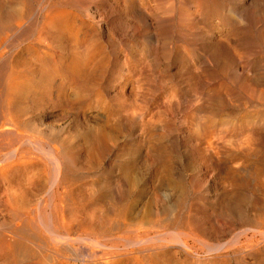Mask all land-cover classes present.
Segmentation results:
<instances>
[{
  "label": "rangeland",
  "instance_id": "1",
  "mask_svg": "<svg viewBox=\"0 0 264 264\" xmlns=\"http://www.w3.org/2000/svg\"><path fill=\"white\" fill-rule=\"evenodd\" d=\"M104 1L112 5L116 0ZM129 1L132 2L129 9L135 8L137 12L138 6H142L151 13L153 10L165 13L171 3ZM173 1L178 10L175 17L167 19L169 30L162 33L165 39L160 40L159 33L145 24L138 12L130 14V11L128 18L141 23L133 32L119 29L117 35L113 34L105 20L103 30H98L103 34H96L95 24L85 18L80 35L86 42L76 45L71 36L44 31L45 15L39 9H47L56 0H0V111L4 109L5 113L7 108L21 132L35 142H55L60 137L74 144L80 139L85 145L84 160L67 170L66 185L73 191L70 199L61 201L55 195L54 206L47 205L49 208L45 206L50 195L54 196L55 191L61 193L64 186L56 189L54 166L48 164L49 172L44 173L23 166L4 170V182L0 181V245L3 244L0 264L105 262L108 256H103L89 242L77 239L86 233L80 222L94 219L93 211L97 221L106 220L105 213L112 207L118 218L121 216L118 219L121 223L127 221L124 213L128 209L134 211L129 223L137 229L129 235L121 232L117 236L122 247L118 255L121 264H264V6L250 24L255 0L225 3V11L237 3L244 6L249 21L240 25L227 12V18H222L224 13L217 10L222 0H208L211 1L208 6L206 0ZM200 1L202 7L193 9ZM91 2L106 13L97 0ZM150 16L155 22L157 18ZM42 32L44 35L50 32L49 39ZM175 32L173 38H168ZM84 47H99L96 50H104L103 55L87 60V65L80 73H74L73 78L64 65H71L72 58L77 61L74 52ZM213 53L226 66L217 59L216 64ZM10 72L23 78L25 85L9 96L6 84ZM87 89L84 96L81 92ZM114 126L122 131L109 140L101 129ZM105 144L107 157L103 167L96 171L92 160L98 157L96 150ZM7 152L4 151V157ZM42 159L47 161L46 157ZM110 167L118 181L114 195L107 178ZM169 177L175 178L178 186H168ZM95 178L99 181L95 182ZM133 179L136 182L131 187ZM24 193L30 200L22 203L17 196ZM158 207L163 216L156 218L154 209ZM151 210L154 213L149 215L147 212ZM13 213H17L18 219ZM43 220L50 227L58 226L64 236L68 223L78 233L73 240L53 237ZM143 221L152 227L146 230L140 225ZM174 224L187 234H183V241H187L189 248L171 233ZM25 229L29 232L38 229L39 236L45 237H41L42 244L44 241L47 246ZM156 243L159 247H155ZM92 250L96 256L88 262Z\"/></svg>",
  "mask_w": 264,
  "mask_h": 264
},
{
  "label": "bare ground",
  "instance_id": "2",
  "mask_svg": "<svg viewBox=\"0 0 264 264\" xmlns=\"http://www.w3.org/2000/svg\"><path fill=\"white\" fill-rule=\"evenodd\" d=\"M23 1V0H22ZM35 1V0H34ZM37 1V0H36ZM49 1V0H48ZM92 0H65L64 2H60L59 0H56V2L53 4L51 2L50 6L45 9V7H42L41 9H39V12L42 13L41 15H45V20H44V31L47 30V31H50V32H58V34L60 36H62V34H64L65 36H71V39L73 41L74 44L76 45H79V44H83L86 42V40L80 35V28L81 26L85 23V18L90 20L93 24H95V26H93V29H94V33L96 34H103L102 32L98 31V30H103V23L105 20H107L106 24L109 25V31H112L114 32L113 34L118 33V30L121 29V32H128V31H131L133 32L135 30V26H139L140 23V20L138 22H135V20L131 19L130 17L128 18V12L131 11L130 14H132L133 12H136V9L135 8H131L129 9L128 7L131 5L132 2H130L129 0H119V3L116 4L117 0L115 1V3H112V5H109L107 1H104V0H97L99 3H100V7H104V9H106V13H102L100 10H98L91 2ZM132 1H135V0H132ZM171 3L168 5L165 13H160L158 12L157 10H153V12H148L147 10H145L142 6H138V9H137V12L141 15V19H143V22L145 24H150L149 26L157 31L159 33V39L162 40V39H165L162 35L164 29H166V27H168L169 25L167 24L168 23V20L167 19H170V18H173L175 17L176 15V12L178 10V7L175 6L174 4V1L173 0H169ZM232 2L234 0H222V3L221 4H218V9L217 10H221L224 14L222 15V18L223 19H226L227 16L225 15V13H229L227 15L229 16H234V18L237 20V22L242 25V24H245L246 21L248 20L247 19V13H246V9L243 8L240 4L237 3V5L234 7V8H231V10L229 11H225L226 10V5L225 3H228V2ZM39 2V1H38ZM47 2V1H46ZM211 1H208L206 0L205 4L206 6H208L210 4ZM255 6L253 8V10L251 11V19L252 21H250L252 24V22L254 23L258 17V15H260V12L262 11V7L264 6V0H255ZM40 3V2H39ZM42 3V2H41ZM47 3H50V2H47ZM29 4V3H28ZM34 4V3H33ZM45 4V3H44ZM108 7V8H106ZM204 4V5H205ZM49 5V4H48ZM47 5V6H48ZM202 7V3L201 1L200 2H196L195 5H193V9H200ZM26 11V10H25ZM133 11V12H132ZM182 12L186 13L183 9H181ZM217 11V12H219ZM136 12V13H137ZM12 14V13H11ZM104 14V15H103ZM150 14L154 15L157 19L156 21L154 22L152 19H151V16ZM164 14V15H163ZM232 14V15H231ZM136 15V14H135ZM250 15V14H249ZM248 15V16H249ZM34 16V15H33ZM32 16V17H33ZM36 16V15H35ZM38 16V15H37ZM83 16V18H82ZM132 16V15H131ZM138 16V15H136ZM43 17V16H42ZM186 19L188 20L189 18V15L186 14L185 15ZM38 18V17H37ZM99 18H102L99 20ZM134 18V17H133ZM136 18V17H135ZM139 18V17H138ZM8 19V18H7ZM39 19V18H38ZM250 19V20H251ZM20 20V19H19ZM21 21V20H20ZM249 21V20H248ZM226 22V21H225ZM23 23V22H22ZM21 24H17V28L20 27ZM37 26V24H36ZM101 26V27H100ZM143 26H146V25H143ZM14 27V26H13ZM15 28V27H14ZM37 28V27H36ZM169 28H167L164 32L168 31ZM50 32H46L47 35H44V32L43 33V37L44 38H48L50 36ZM83 31H81L82 33ZM91 32V30H90ZM100 32V33H99ZM104 32V31H103ZM89 33V31L87 32V34ZM112 34V33H111ZM176 32L175 33H171L169 35L168 38H173L175 36ZM115 35V36H116ZM84 36V35H83ZM109 36V35H108ZM113 37V36H112ZM111 37V38H112ZM111 38L109 41H111ZM49 39V38H48ZM158 39V40H159ZM81 46V45H80ZM71 47V46H70ZM82 47V46H81ZM99 48V47H97ZM96 47L92 48V49H89L88 47H84L83 49H81L80 51H77V52H74V55H75V59H77V61H74L73 58L72 60L70 59V62H71V65L69 64H63L64 67H65V70L67 72H69V74H72V77L74 78V76H76V74L74 73H80V71H82V68L83 66L86 64V61L89 60L90 58H97L100 54H102V49H99V50H96L97 49ZM104 49V48H103ZM95 50V51H94ZM69 52V51H68ZM73 54V53H72ZM214 54V53H213ZM103 55V54H102ZM217 53L214 54V56L212 57L213 61L217 64L218 62L225 65L226 66V62L225 61H221L220 58L216 57ZM1 58V57H0ZM3 58V57H2ZM99 59V58H98ZM218 60V62H216V60ZM94 61V60H93ZM92 64V63H91ZM87 65V64H86ZM87 69V68H86ZM87 71V70H86ZM14 72V71H13ZM87 73V72H86ZM20 77L19 76H16L14 75V73H11L10 72V75L8 76V83L6 84L7 86V93L8 95L10 96L11 94L13 93H16L18 91H21L22 88H23V85H25L24 81H23V78L19 79ZM78 78V77H77ZM76 78V79H77ZM75 79V80H76ZM82 80V78H81ZM7 81V80H5ZM27 81V80H26ZM77 81H80L79 79ZM83 82H86L85 80H83ZM78 83V82H77ZM80 83V82H79ZM76 84V83H75ZM74 85V84H73ZM84 86V85H83ZM85 87V86H84ZM83 89V88H82ZM89 89L87 90H84L82 91L81 93L84 94V96L88 93ZM78 93V92H77ZM4 96V95H3ZM2 97V96H1ZM82 103V102H81ZM72 106V105H71ZM3 108V107H2ZM9 110H5V113H4V109H2L0 111V181H3L4 182V170H9L10 168H12L14 170V168H18L19 166H23L24 168L26 167H29L31 170L33 171H39V172H46L48 167L50 168L49 165H52L54 166L55 168V171L57 172V178L55 179V186H56V189H58L61 185H64L62 188H63V191L61 193L55 191L54 193V196H51L50 194H47L46 196L50 195L51 199H48L49 203L45 201L46 203V206L47 205H50L52 204L53 200H56L57 196H59L61 198V201L62 200H68L70 199V195L73 193L72 189H71V186L69 185H66V184H69L68 181L66 180L67 179V173L69 171L68 168L76 165V164H79L78 161H83L84 160V155L83 154L84 152H82L85 148V145L84 143L82 142V140H80L78 137L79 140H75V141H78L79 143L77 144H74L72 143V140H71V143L68 142L65 138H62V139H59L58 138V141H55V142H52L53 140H39L37 142L27 138L26 134L24 132H21V130L19 129L20 127L15 123L13 117H12V114L11 113H8ZM84 124V123H83ZM98 124V123H97ZM103 124V123H102ZM24 125V124H23ZM96 125V124H95ZM105 125V124H104ZM82 126V125H81ZM117 126V125H116ZM116 126H114V129H112V127H109L107 129L106 128H103L101 129L102 132H104V135L107 136V138H109V140L113 139L115 137L116 134H119V132L122 131V129L119 130V128H116ZM41 127V126H40ZM39 127V128H40ZM78 127V126H77ZM104 127V126H103ZM23 128V127H22ZM38 128V129H39ZM81 128V127H80ZM84 128V127H83ZM99 128V127H98ZM33 129V127H32ZM35 127H34V131H35ZM42 129V128H41ZM40 129V130H41ZM49 129V128H48ZM82 129V128H81ZM117 131H116V130ZM125 128L123 127V130ZM23 130V129H22ZM43 130V129H42ZM46 130V128H45ZM84 130V129H83ZM37 131V130H36ZM48 131V130H47ZM82 131V130H81ZM39 132V131H38ZM37 132V133H38ZM78 132H80L78 130ZM85 132V131H84ZM83 132V133H84ZM99 131H97L98 133ZM28 133V132H27ZM46 133V132H45ZM49 133V132H47ZM63 133V132H62ZM43 134V133H42ZM51 133H49V135H51ZM82 134V133H81ZM80 134V135H81ZM99 134V133H98ZM32 136H35V135H32ZM41 137V136H40ZM84 137V136H82ZM103 137V136H102ZM49 138V137H48ZM81 138V136H80ZM87 138V137H86ZM130 138V137H129ZM42 139V138H41ZM83 139V138H82ZM105 139V138H104ZM37 140V139H36ZM108 141V140H107ZM74 142V141H73ZM82 142V143H81ZM102 142V140H101ZM130 142V141H129ZM90 144V143H88ZM98 144V143H97ZM110 144V143H109ZM92 145V144H91ZM95 146V145H94ZM93 146V148H94ZM97 147V146H96ZM7 150V154L5 155L4 157V151ZM97 153L96 155H98V157H94V159L92 160V168L93 169H97L99 170L102 166V162L104 163V160L106 159V144L103 145V146H100L99 149L96 150ZM40 155V157H38L37 155ZM42 157H46V160L47 161H44L42 159ZM130 159V158H129ZM126 160V159H125ZM11 161V162H10ZM147 161V160H146ZM173 162V161H172ZM13 163V164H11ZM49 164V165H48ZM127 164V163H126ZM146 164H149L146 162ZM169 164V163H168ZM5 165V166H4ZM131 165V164H130ZM129 165V166H130ZM175 165V164H174ZM150 166V165H149ZM165 166V165H164ZM22 167V168H23ZM81 167V165H80ZM128 167V166H127ZM177 169V167H174L173 169ZM11 169V170H12ZM129 169V168H128ZM151 168H149L150 170ZM12 170V171H13ZM27 170V169H26ZM51 170V169H50ZM84 170V169H83ZM87 170V169H86ZM96 170V171H97ZM108 172H107V178H108V181H109V186H110V190H111V193H115L116 189V186H118L116 179L114 177V169L113 167H110V169H107ZM132 170V169H130ZM134 170V169H133ZM11 171V172H12ZM129 171V170H128ZM135 171V170H134ZM158 171V170H157ZM49 172V171H47ZM89 172V171H88ZM152 172V171H151ZM8 172H6L5 174H7ZM19 173V172H18ZM27 173V172H26ZM97 173V172H96ZM12 174V173H11ZM33 174V173H31ZM37 174V173H36ZM78 174V173H77ZM80 174V173H79ZM126 174V173H125ZM154 174V173H153ZM34 175V174H33ZM81 175V174H80ZM100 175V174H99ZM128 175V174H126ZM134 175V174H132ZM75 176V175H74ZM78 176V175H77ZM76 176V177H77ZM84 176V175H82ZM101 176V175H100ZM116 176V175H115ZM9 177V176H8ZM131 177V176H130ZM100 178V177H99ZM128 178V177H127ZM167 178L168 176L166 175L165 177V182L167 181ZM76 179V178H75ZM78 180V179H77ZM95 182L99 181V179L97 180V178L93 179ZM130 180V179H129ZM151 180V179H150ZM73 181V180H72ZM76 181V180H75ZM126 181V180H125ZM164 181V180H163ZM39 182V181H38ZM89 182V181H88ZM95 182L93 184H95ZM136 182V179H133L130 181V186L132 187V185L134 186ZM157 182V180L155 181ZM86 183H82V186L85 185ZM128 184V182H127ZM167 184V183H166ZM171 185H174V186H178V182L175 178H171L169 177V184L168 186ZM75 185V184H74ZM161 185V184H160ZM159 185V186H160ZM164 185V184H163ZM152 186V185H151ZM128 187V186H127ZM156 187V186H155ZM29 188V187H27ZM54 188V187H53ZM77 188V187H76ZM95 188V187H94ZM51 189V188H50ZM93 189V188H92ZM91 189V190H92ZM98 189V188H97ZM107 189V188H106ZM31 190V189H30ZM54 190V189H53ZM109 190V191H110ZM12 191V190H11ZM61 191V190H60ZM102 191V190H101ZM32 192V191H31ZM53 192V191H52ZM97 192V190H96ZM95 192V193H96ZM94 193V191H93ZM132 193V192H131ZM97 194V193H96ZM95 194V195H96ZM45 195V194H44ZM79 195V194H78ZM81 195V193H80ZM79 195V196H80ZM90 195V194H89ZM94 195V194H93ZM92 195V196H93ZM112 195V196H113ZM83 196V195H82ZM20 201L23 203V202H28L30 200V197L27 193H24V194H21L20 196H17ZM49 197V196H48ZM96 197V196H94ZM40 198V197H39ZM75 198V197H74ZM84 198V196H83ZM98 198V197H97ZM108 198V197H107ZM93 199V198H92ZM99 199V198H98ZM46 200V199H45ZM83 200V199H82ZM90 200V199H89ZM112 200V199H111ZM80 201V200H79ZM92 201V200H91ZM60 202V201H59ZM58 203V202H57ZM91 204V203H90ZM133 204V203H132ZM26 205V204H25ZM53 205V204H52ZM43 206V205H42ZM54 206V205H53ZM52 206V207H53ZM71 206V205H70ZM105 206V205H103ZM154 206V205H153ZM167 206V205H166ZM176 206V205H175ZM45 207H43L45 209ZM51 207V208H52ZM56 207V206H55ZM102 207V206H100ZM129 207V206H128ZM240 207V206H239ZM49 208V207H47ZM59 204H58V207L57 209H59ZM77 208V207H76ZM113 208V207H112ZM108 209L107 212L105 213V216H106V220H103L100 219V220H96V212L93 211L92 212V216L93 218L95 219H92L90 218V221H88L89 219H87L88 222L86 221H83L82 223L80 222V225L82 224V229H84V231L86 232L84 234V236H79L77 240L81 239L85 242H89V244L92 246H94L97 250L99 249L102 253H103V256H108L107 257V260L105 262H97V257H96V260L95 262H97L96 264H121L120 260H119V257L118 255L121 254V252L119 253V250L122 248H120L119 244H118V241H117V236L120 237V233H124V234H130L132 232H135V230L137 229H133L135 228L133 224H130L129 222L131 221L132 219V213L134 212H131L130 209H128L125 213H124V218L128 221H124V223L120 222L118 219L121 217L118 218V213L116 211H114L113 209ZM120 208V207H119ZM130 208V207H129ZM138 208V207H137ZM137 208L135 210H137ZM237 208V206L235 207ZM234 208V210H235ZM39 209V208H38ZM37 209V210H38ZM68 209V208H67ZM241 209V208H240ZM41 210H42V207H41ZM40 210V211H41ZM154 211L151 210L150 212H147L149 215H152V213H154V216L156 218H159V217H162L163 216V213L161 211V209L158 208H155ZM165 210V209H164ZM237 210V209H236ZM243 210V209H242ZM44 211V210H42ZM41 211V213H43ZM54 212L56 211L53 210ZM59 211V210H58ZM62 211V210H61ZM60 211V212H61ZM81 211V210H80ZM97 211V210H96ZM175 211V210H174ZM240 211V210H239ZM46 212V211H45ZM44 212V214H45ZM54 212L51 214L53 216ZM75 212V211H73ZM88 212V211H87ZM56 213V212H55ZM70 213V212H69ZM76 213V212H75ZM235 213V212H234ZM232 213V214H234ZM15 218L18 219V215L17 213H13ZM43 214V216H44ZM56 214H59V213H56ZM62 214V213H61ZM138 214V213H137ZM237 214V213H236ZM235 214V215H236ZM55 215V214H54ZM140 215V214H139ZM142 215V214H141ZM177 215V214H176ZM175 215V216H176ZM239 215H241V213H239ZM42 216V218H43ZM96 216V217H95ZM138 216V215H137ZM147 216V215H146ZM57 217V216H56ZM61 217V216H59ZM89 217V215H88ZM165 217V216H164ZM173 217V215H172ZM54 218V217H53ZM63 218V217H61ZM99 218V217H98ZM101 218V217H100ZM147 217H145L146 219ZM176 218V217H175ZM174 218V219H175ZM50 219V217H49ZM57 219V218H56ZM79 219V218H77ZM121 219V218H120ZM138 219V218H137ZM140 219V218H139ZM150 219V218H148ZM179 219V218H178ZM177 219V220H178ZM171 220V219H170ZM44 221V220H43ZM80 221V220H79ZM140 221V220H139ZM151 221V220H150ZM154 221V220H153ZM164 221V220H163ZM175 221V220H174ZM173 221V223H174ZM181 221V220H180ZM29 222V221H28ZM51 222V221H50ZM60 222V220H59ZM65 222V221H64ZM63 222V223H64ZM159 222V220L157 221ZM177 222V221H176ZM264 222V221H263ZM18 223V221H17ZM15 224L16 229L20 228V225L18 224ZM45 223V221H44ZM49 223V221H48ZM55 223V222H54ZM53 223V224H54ZM169 223V222H168ZM167 221H166V224H168ZM52 224V226H53ZM62 224V223H61ZM137 224V223H136ZM156 224V223H155ZM165 224V225H166ZM176 224V223H175ZM172 225L171 228L172 230H170L171 228H169L170 231H172L171 233H174L176 235V240L177 241H180L181 242V245L184 246L185 248H189V244L187 243V241H183V234H186L185 232H183L181 229H179V227ZM182 224V223H181ZM40 225V224H39ZM60 225V224H58ZM138 225V224H137ZM140 225H144V228H151L152 226L150 225V227L148 226L149 223L146 222V221H143ZM178 225V224H177ZM44 226L46 228H48V231L53 235V237H58V238H63L65 240H73V235H75V233L77 234V232H75V230L73 229V225H71V223L69 224H65V229L67 230V236L65 237L64 235H62L61 233H59V229L57 228H53V227H50L49 225H47V223L44 224ZM62 226V225H61ZM148 226V227H146ZM254 226V225H253ZM259 226V225H257ZM256 226V227H257ZM142 227V226H141ZM155 227V226H154ZM262 227V226H261ZM260 227V228H261ZM36 228V226H35ZM75 228V227H74ZM138 228V227H137ZM168 228V227H167ZM260 228H258V230L256 232H258L260 230ZM42 229V228H41ZM63 229V228H62ZM64 229V230H65ZM78 229V228H77ZM81 229V230H82ZM141 228H139L138 230H140ZM143 229V230H145ZM162 229V228H161ZM264 229V228H263ZM28 234L32 235V236H35L37 237V240L39 242H41L42 244V239L41 237L39 236V233H37V231L33 232H29L31 230L29 229H25ZM147 230V229H146ZM151 230V229H150ZM154 230V229H152ZM160 230V228H159ZM167 231L166 232H170V231ZM205 230V229H203ZM255 230V229H254ZM253 230V231H254ZM142 231V230H141ZM140 231V232H141ZM164 231V230H163ZM41 232V231H40ZM63 232V231H62ZM66 232V231H65ZM82 232V231H81ZM146 232V231H145ZM148 232V231H147ZM158 232V231H157ZM160 232V231H159ZM158 232V234H159ZM165 232V231H164ZM165 232V233H166ZM209 232V231H208ZM215 232V231H214ZM213 232V233H214ZM243 232L245 233L246 230L244 229ZM156 233V232H155ZM212 233V235H213ZM146 234V233H145ZM157 234V233H156ZM216 234V233H214ZM26 235V234H25ZM46 235V234H45ZM80 235H83V234H80ZM137 235H140L137 234ZM143 235V234H142ZM140 235V236H142ZM160 235V234H159ZM219 235V234H218ZM222 235V234H221ZM264 235V234H263ZM149 236V235H148ZM146 236L148 239L149 237ZM157 236V235H156ZM160 236H163V235H160ZM166 236V235H165ZM168 236V235H167ZM187 236V234H186ZM48 237V236H47ZM215 237V236H214ZM2 238V237H1ZM7 238V237H5ZM21 238V237H20ZM45 239V237H42ZM131 238V237H129ZM134 238V236L132 237V239ZM137 239H139L140 237H136ZM142 238V237H141ZM145 238V237H144ZM155 238H158L159 237H155ZM216 238V237H215ZM125 240H128L127 238H123ZM146 239V238H145ZM144 239V240H145ZM163 239V238H162ZM166 239V237H165ZM219 239V238H218ZM3 240V239H2ZM29 240V239H28ZM53 240V239H52ZM55 240V239H54ZM131 240V239H130ZM172 240H174L172 238ZM16 241V240H15ZM32 241V240H31ZM57 241V239L55 240ZM132 241V240H131ZM140 241V239H139ZM139 241H137L139 243ZM19 242V241H18ZM48 242V241H46ZM60 242V241H59ZM65 242V241H64ZM136 242V241H135ZM134 242V243H135ZM179 242V243H180ZM218 242V240H217ZM2 243V242H1ZM6 243V242H5ZM12 243V242H11ZM21 243V242H20ZM25 243V242H24ZM29 243V242H28ZM45 242L43 241V246L46 244H44ZM50 243V242H49ZM48 243V244H49ZM134 243H133V246H134ZM23 244V243H22ZM84 244V243H83ZM121 244V243H120ZM15 245H17L15 243ZM20 245V244H19ZM35 245V244H34ZM41 245V246H42ZM52 245V244H51ZM142 245V244H141ZM150 245V244H149ZM152 245V244H151ZM157 245V243H156ZM155 247H159V245H157ZM165 245V244H164ZM217 245V244H216ZM215 245V247H216ZM256 246V244H254ZM259 245V244H258ZM257 245V246H258ZM0 246H3L0 245ZM9 246V245H8ZM22 246V245H20ZM47 246V245H45ZM50 246V245H49ZM70 246V244H69ZM90 246V248H92ZM138 246V245H137ZM145 246V245H144ZM252 246V245H251ZM89 247V246H88ZM136 247V246H134ZM214 247V248H215ZM7 248V247H6ZM9 248V247H8ZM7 248V250H8ZM13 248V247H12ZM56 248V247H55ZM60 248V247H59ZM58 248V249H59ZM86 248V247H85ZM129 248V247H128ZM127 248V249H128ZM137 248V247H136ZM140 248V247H139ZM145 248V247H144ZM254 248V247H253ZM256 248V247H255ZM23 249V248H22ZM51 250V248H49ZM75 249V248H73ZM95 249V250H96ZM141 249V248H140ZM139 249V250H140ZM142 249H143V246H142ZM147 249V248H146ZM144 249V250H146ZM216 249V248H215ZM244 249V248H243ZM259 249V248H258ZM261 249V247H260ZM19 250V249H18ZM62 250V249H61ZM126 250V249H124ZM133 250V248H132ZM182 250V249H180ZM186 250V249H185ZM55 251V250H53ZM127 251V250H126ZM133 251H136V250H133ZM138 251V250H137ZM142 251V250H140ZM147 251V250H146ZM144 251V252H146ZM169 251V250H168ZM11 252V251H10ZM143 252V251H142ZM141 252V253H142ZM170 252V251H169ZM180 252V251H179ZM178 252V253H179ZM184 252V251H182ZM36 253V252H35ZM50 253V252H49ZM130 253V252H129ZM135 253V252H133ZM148 253V252H147ZM177 253V254H178ZM55 254V253H54ZM57 254V253H56ZM65 254V253H64ZM63 254V255H64ZM169 254V253H168ZM52 255V254H51ZM101 255V254H99ZM123 255V254H122ZM131 255V254H130ZM137 255V254H136ZM148 255V254H147ZM150 255V254H149ZM176 255V253H175ZM58 256V255H56ZM65 256V255H64ZM86 256V255H85ZM93 256H96L95 254V251L92 250V252H90V254H88V258H90L88 260V262H91V261H94L93 260ZM102 256V255H101ZM138 257V256H137ZM151 257V256H150ZM149 257V258H150ZM62 258V257H61ZM60 258V259H61ZM67 258V257H66ZM77 258V257H76ZM99 258V257H98ZM101 258H104V257H101ZM129 258V256H128ZM139 258V257H138ZM152 258V257H151ZM154 258V257H153ZM159 260H162L160 259L159 257H157ZM49 259V258H48ZM70 258H68L69 260ZM95 259V258H94ZM126 259V258H125ZM140 259V258H139ZM166 259V258H165ZM79 260V259H78ZM83 260V258H82ZM128 260V259H127ZM59 261V260H58ZM75 261V260H74ZM86 261V260H85ZM84 261V262H85ZM100 261V260H99ZM133 261V260H132ZM139 261V260H138ZM144 261V260H143ZM177 261V260H176ZM46 262V261H45ZM60 262V261H59ZM125 262V260H124ZM142 262V260L140 261ZM145 262V261H144ZM162 262V261H161ZM130 263V262H128ZM136 263V262H135ZM159 263V262H158ZM163 263V262H162ZM46 264V263H45ZM55 264V263H54ZM91 264H95L94 262L91 263ZM125 264H127L125 262ZM145 264V263H144ZM153 264H155L153 262ZM177 264V263H176Z\"/></svg>",
  "mask_w": 264,
  "mask_h": 264
}]
</instances>
